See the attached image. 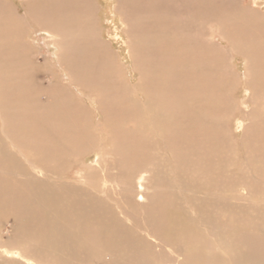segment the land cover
I'll list each match as a JSON object with an SVG mask.
<instances>
[{"label": "bare ground", "instance_id": "bare-ground-1", "mask_svg": "<svg viewBox=\"0 0 264 264\" xmlns=\"http://www.w3.org/2000/svg\"><path fill=\"white\" fill-rule=\"evenodd\" d=\"M15 1L0 0V230L10 223L13 241L0 236L1 255L264 264V195L252 181L264 177L261 2L242 11L241 0H113L136 74L130 89L100 42L97 0ZM226 46L244 61L241 104L252 121L230 123L249 131L247 172L231 168L237 147L219 116L233 90Z\"/></svg>", "mask_w": 264, "mask_h": 264}, {"label": "rangeland", "instance_id": "rangeland-1", "mask_svg": "<svg viewBox=\"0 0 264 264\" xmlns=\"http://www.w3.org/2000/svg\"><path fill=\"white\" fill-rule=\"evenodd\" d=\"M261 3H258V5L260 4V10L261 12L264 13V0H258ZM17 2V0L15 1V3ZM241 6L243 7H239V10L241 9L242 11H244L246 8V5L251 6L252 0H241ZM113 0H97V5L99 7V11L97 12V16H96V26L98 28V33L100 36V42L103 44V46L106 47L107 52L111 55V57L116 58L115 61L116 63L119 65L118 69L121 70V75L122 78L121 80L123 81V85L125 88V85L128 86L130 88V85L132 86V88L134 87L133 84L136 82V74L134 72H129V59L127 56V49L126 46L124 44V42L122 41L121 37H119V35H122L121 30H122V23L121 20H119V17H115L113 16V11H112V6H113ZM149 4L152 5V3L149 2ZM245 5V6H244ZM198 9V5H195L193 10ZM259 10V11H260ZM22 13V12H21ZM264 15V14H263ZM194 21V27L198 28L199 26V20L196 18L193 19ZM119 34V35H118ZM117 35V36H115ZM32 35H30L31 37ZM29 37V39H30ZM126 40V38H125ZM215 43H217V40H214ZM221 42V41H220ZM217 45L219 46V44L217 43ZM47 49H42L41 52H43V54L47 56H50V52L46 51ZM224 52L226 53V58L224 61V64L226 66H228V70L230 71V76L233 77V79L230 78L231 80V84L233 85V90H232V97L230 98V103H231V107H228V112L225 113V111H221L220 112V118L222 119V122L225 123L226 120L229 121V125L227 126V128H225V133H224V140L227 141V144H231L234 147H237V149H235V154L237 159L234 161V165L231 166V168L235 169V170H243L245 172L249 171L250 169L249 166H246L247 162L243 160V154H244V143L246 141V139L249 137V131H237L235 129V127H232V124L234 123L231 122L230 123V119L231 117L234 118L235 116L240 117V119L243 120L244 126L248 125L251 123L252 121V116L253 115H249V108L248 107H243L244 105L241 104V100L244 95V91H242L241 88V84H239L241 82V79L239 77H242V73L244 72V61L243 59L233 56L231 55V49L228 48L226 46V48L224 47ZM49 54V55H48ZM45 57V58H46ZM47 61V66H50V69L53 72V75L55 74V76H57V73L59 74V71L57 70V67H53L51 66V64L53 63V61L49 58L46 59ZM41 62V61H40ZM118 71V70H117ZM48 74H43V76L41 77V81L42 83L40 84L42 87L45 86V84L47 83V78L50 76H48ZM54 76V78H55ZM59 80V78L57 79V81ZM59 82V81H58ZM131 89V88H130ZM82 96V95H79ZM78 96V97H79ZM137 97H139L138 95H136ZM80 98V97H79ZM81 100L83 102V104L85 105L86 110H88L90 112V108H92L91 106H93L91 103H89L88 106H86L84 100L81 97ZM251 106V102H248ZM231 115V116H229ZM91 120L96 121L98 119L97 115H92L90 116ZM95 143H97V139H95ZM163 156H167L166 154H163ZM83 157H81V159L77 162V166L80 164L81 160ZM84 158H86V160H91L93 157L91 156V154H87ZM240 158V159H239ZM264 161V159H263ZM75 164V163H74ZM76 166V167H77ZM75 169L72 170V173L70 174V176H73V172ZM248 174V173H247ZM111 178H109L110 181L114 182L115 181V176H113L112 174L110 175ZM258 179V180H256ZM252 181L254 183V181H256L255 184H257V187L259 188V193L264 195V177H253ZM114 187H115V183ZM260 186V187H259ZM235 193L238 195H242L243 193V188L242 187H237L236 189H234ZM221 192V191H220ZM99 194V193H98ZM102 196V193L99 194ZM249 201H255L256 198H253V195L248 196ZM12 229H11V224L10 223H3L1 226V230H0V236L2 237L1 242L3 245L6 244H10L12 243ZM208 238V237H207ZM207 242V247L211 248L209 251H211L214 254H219V257H223V254H220L221 249L218 247L217 244L212 243L213 241L211 239L208 238ZM0 264H22L21 261H16L14 258L12 260L15 261H10L8 258L4 257V255H1L0 253ZM166 256H161L159 257L158 261L156 262V264H168V261H166L164 258ZM83 264H108V261L105 260H96V261H92V262H87V263H83Z\"/></svg>", "mask_w": 264, "mask_h": 264}]
</instances>
